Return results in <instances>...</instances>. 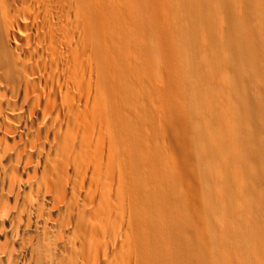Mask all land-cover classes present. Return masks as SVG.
Listing matches in <instances>:
<instances>
[{"label":"rangeland","instance_id":"obj_1","mask_svg":"<svg viewBox=\"0 0 264 264\" xmlns=\"http://www.w3.org/2000/svg\"><path fill=\"white\" fill-rule=\"evenodd\" d=\"M21 1L0 0V21L6 20L11 3ZM41 1L47 2L55 32L60 17L74 26V35L88 49L84 65L95 77L109 42L110 90L104 99L99 93L96 98L100 112L90 115L96 129L75 127L81 138L78 160L84 154L89 157L80 170L83 166L89 178L76 174L65 200L53 185L60 163L56 158L37 180L20 186L19 133L30 122L24 115H0V242L6 240L0 247V264H9L7 252L21 244L15 250L21 249L16 264H71L67 245L52 238L54 230L45 227L44 218L49 216L76 224L75 253L95 229L105 232L107 240L116 239L134 263L166 264V259L168 264L251 263L250 238L242 240L232 230L246 229L249 221L264 227V173L260 171L258 182L248 177V166L234 170V181L226 185L239 198L246 196L244 204L234 207L223 202L220 180L214 188L220 219L213 220L210 181L204 174L210 165L200 158L197 147L203 140L196 132L202 126L199 63L229 40L246 39L239 14H264L258 0ZM236 22H242L239 29ZM247 51L244 45V57L252 65ZM247 83L252 106L261 105V83ZM211 87L218 90L217 85ZM84 117L70 115L76 123ZM5 123L11 124L4 127ZM8 130L14 134L9 144L15 149L3 153ZM236 142L231 139L229 145ZM34 148L27 147L28 153ZM227 171L225 165L219 170L222 176ZM221 238L225 249L219 246Z\"/></svg>","mask_w":264,"mask_h":264},{"label":"bare ground","instance_id":"obj_2","mask_svg":"<svg viewBox=\"0 0 264 264\" xmlns=\"http://www.w3.org/2000/svg\"><path fill=\"white\" fill-rule=\"evenodd\" d=\"M256 3L264 10V0ZM11 4L6 20L0 21V115H24V120L30 122L19 133L22 174L18 176V182L24 187L37 180L46 171L48 163L56 158L60 163L53 185L60 193L59 198L65 200L69 196L68 188L75 186L76 174L86 180L89 178L88 173L83 172V166L80 170V165L88 163L89 157L84 154L78 160L81 138L76 134L75 127L88 125L96 129V122L90 116L100 112L96 98L99 93L104 99L110 90L109 81L107 83L111 75L110 62H107L110 58L109 42L103 47L100 78L99 75L95 77L84 65L88 49L74 35V26L60 17L55 32L47 2L23 0ZM246 14H239V20L245 22L246 39L229 40L198 66L197 100L202 126L196 133L203 144L198 143L197 149L202 151L200 158L208 159L210 165L204 174L210 181L208 198L215 221L220 202L214 188L220 180L219 193L225 194L223 202L234 207L246 202V196L239 198L234 188L226 185L234 181V170L241 171L244 164L245 168H249H246L248 177L258 182L261 181L260 171L264 173V138H259L260 133L264 134V96L261 105L256 103L258 106H252L247 93V82L253 85L259 80L264 95V14L259 17L255 13L251 17ZM241 23H237L238 29ZM208 35L206 32L205 36ZM244 45L253 59L252 65L244 57ZM94 68L92 66L96 72ZM255 77L259 79L254 80ZM211 85H217L218 90L215 92ZM226 96L232 97L234 102L231 99L227 101ZM70 115L85 117L78 119L77 124L76 118L72 122ZM9 124L3 126L8 127ZM12 137L14 134L8 130L6 144L1 146L5 150L3 153L15 149L9 144L14 140ZM231 139L238 143L229 145ZM33 146V151L28 153L27 147ZM223 165L228 168L224 176L219 172ZM5 209L10 212L9 207ZM44 220L45 227L54 230L52 238L67 245L71 264H139L134 263L133 257L130 260L127 258L116 239L107 240L105 232L95 229L89 232L91 242L87 244L88 240L80 244V253H75L76 224L60 222L52 216ZM245 227L233 228L232 231L242 240L250 238L253 261L247 264H264V227L251 225L250 221L245 222ZM1 242L0 247L6 245V240L3 244ZM218 243L225 249L222 238ZM239 248H245V245ZM15 250L7 252L9 264L15 263L21 249ZM141 264H145L144 260ZM221 264L231 263L222 260Z\"/></svg>","mask_w":264,"mask_h":264}]
</instances>
